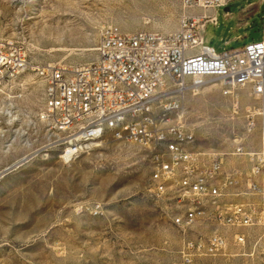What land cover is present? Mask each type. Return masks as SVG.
Masks as SVG:
<instances>
[{
  "label": "rangeland",
  "instance_id": "1",
  "mask_svg": "<svg viewBox=\"0 0 264 264\" xmlns=\"http://www.w3.org/2000/svg\"><path fill=\"white\" fill-rule=\"evenodd\" d=\"M187 15L202 19L204 42L221 52L242 47L252 27L262 32L264 0H0V38L21 47L29 63L0 86V264H264V214L254 226L223 228V253L181 259L185 240L211 226L174 225L172 215L187 205L176 203L171 188L159 197L149 191L145 151L107 131L65 156L73 132L38 117L45 81L36 65L93 61L104 25L168 33ZM223 88L207 78L188 89L181 121L198 148L222 155L225 168H247V156L232 151L237 143L257 149V125L247 131L245 118L255 99L247 88ZM95 202L100 212L90 211ZM234 232L244 234L243 246L232 242Z\"/></svg>",
  "mask_w": 264,
  "mask_h": 264
},
{
  "label": "built area",
  "instance_id": "2",
  "mask_svg": "<svg viewBox=\"0 0 264 264\" xmlns=\"http://www.w3.org/2000/svg\"><path fill=\"white\" fill-rule=\"evenodd\" d=\"M201 22L187 15L168 33L124 32L104 25L93 61L35 66L45 81L39 120L49 128L73 132L63 142L65 156L89 148L104 126L117 121V114L150 108L147 119L125 123L120 134L113 135L146 152L153 195L163 196L171 188L176 203L187 205L172 215L175 226L184 231L196 220L210 223L203 236L185 240L181 259L223 253L228 242L223 228L254 226L264 214V24L256 39L218 52L204 42ZM26 64L21 47L0 38V86ZM207 78L219 79L224 94L247 88L255 99L246 107L245 118L247 131L257 125V149L247 152L237 143L232 151L247 156V168H225L222 155L198 148L194 132L181 121L184 93L201 87ZM161 108H169V115L161 116ZM81 135H88V142H81ZM90 211L100 212V203H93ZM232 242L243 246L244 234L234 232Z\"/></svg>",
  "mask_w": 264,
  "mask_h": 264
},
{
  "label": "bare ground",
  "instance_id": "3",
  "mask_svg": "<svg viewBox=\"0 0 264 264\" xmlns=\"http://www.w3.org/2000/svg\"><path fill=\"white\" fill-rule=\"evenodd\" d=\"M168 115L169 108H161V116ZM148 116H150V108H139L133 115L129 113L117 114V121L104 126L102 128V135L107 131H110L112 134H120L121 130L125 127V123L139 124V122L147 119ZM81 142H88V135H81Z\"/></svg>",
  "mask_w": 264,
  "mask_h": 264
},
{
  "label": "water",
  "instance_id": "4",
  "mask_svg": "<svg viewBox=\"0 0 264 264\" xmlns=\"http://www.w3.org/2000/svg\"><path fill=\"white\" fill-rule=\"evenodd\" d=\"M258 31H257V28L256 27H252L249 32H248V35H247V41H251V40H254L258 37Z\"/></svg>",
  "mask_w": 264,
  "mask_h": 264
},
{
  "label": "crops",
  "instance_id": "5",
  "mask_svg": "<svg viewBox=\"0 0 264 264\" xmlns=\"http://www.w3.org/2000/svg\"><path fill=\"white\" fill-rule=\"evenodd\" d=\"M248 33V32H247Z\"/></svg>",
  "mask_w": 264,
  "mask_h": 264
}]
</instances>
